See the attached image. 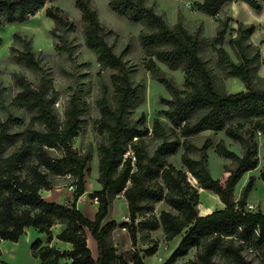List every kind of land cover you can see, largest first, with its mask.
Returning <instances> with one entry per match:
<instances>
[{"label": "trees", "instance_id": "16d2710c", "mask_svg": "<svg viewBox=\"0 0 264 264\" xmlns=\"http://www.w3.org/2000/svg\"><path fill=\"white\" fill-rule=\"evenodd\" d=\"M46 1L0 0V27L24 22L44 9V15L54 23L50 35L60 40L56 48L69 54L71 47L58 32L73 31L76 25L60 7H45ZM186 1L212 18L230 2L243 1L251 9L261 10L260 0ZM74 5L80 12L84 43L95 53L100 70H114L110 76L111 101L102 97L97 103L100 117L95 130L101 139L96 144V181L100 187L90 193L91 199L97 200V210L89 219L76 206L86 190L85 173L92 153L90 149L78 150L73 142L88 104L72 93L60 117L54 110L58 93L43 75L34 84L16 74L18 90L12 103L30 117L24 122L8 113L0 119V240L17 241L26 227H33L47 236L46 244L37 238L30 245L31 255L42 264H127L128 260L146 264L144 257L158 250L159 241L152 234L161 230L164 242L182 234L162 264H174L192 248L194 258L182 264H253L243 250L264 259V212L245 207L253 175L241 188L239 198H234V187L243 174L257 169L260 147L264 154V142H258L259 137L264 138V76L256 74L259 47L249 41L256 25L234 21L236 26L228 41L237 59L234 61L223 47L229 22L233 21L230 16L217 19L215 35L207 40L197 30L189 31L180 15L169 25L145 0H107L108 8L117 16L142 26L138 42L146 68L170 95L161 97L165 108L148 127L144 113L129 116L142 101V91L130 78V65L106 39L114 32L99 21L90 0H75ZM22 42V50L13 49L14 60L41 71L39 58L26 40ZM207 46L217 54V67L224 75L240 79L243 90L226 92L216 84L214 72L200 54ZM159 63L183 72V89L163 73ZM13 126L21 129L13 130ZM204 131L222 132L239 143L240 154L229 149L222 138L214 143L206 137L201 145L196 144L193 138ZM149 140L156 142L152 150ZM212 145L218 157L231 161L224 167L228 175L223 182L208 167L207 149ZM179 151L177 167L169 157ZM61 176L71 178V197L61 203L46 201L40 191L53 189L52 179ZM259 178L264 181V167L259 169ZM198 187L215 193L224 207L200 215ZM117 195L125 200L127 221L107 217ZM57 224L62 228L56 238L70 243L68 250L49 245ZM117 228L127 231L131 247L126 253L114 241ZM87 232L97 243L95 259L86 243ZM139 244L146 247L138 249Z\"/></svg>", "mask_w": 264, "mask_h": 264}, {"label": "rangeland", "instance_id": "374dc122", "mask_svg": "<svg viewBox=\"0 0 264 264\" xmlns=\"http://www.w3.org/2000/svg\"><path fill=\"white\" fill-rule=\"evenodd\" d=\"M148 5H151L158 13H160L165 21L169 25H173L177 16H181L182 24L191 32L198 31L201 37L209 40L216 32L218 21L217 19L224 18L225 16L232 17L234 13L235 4L233 2L226 3L222 6L220 12L216 18L205 15L192 8L190 1L186 0H145ZM75 0H47L45 7L55 5L63 9L69 18V20L75 23V29L73 31L58 32V35H62L64 40L71 47V53L59 51L56 48V44L59 43V37H52L49 30L54 26L51 19L44 15V9L37 12L34 16H31L28 20L21 23H11L10 26L5 24L0 27V36L2 38V44L0 48V119H4L8 113L17 115L27 122L30 115L23 109H19L12 103V98L17 92V87L14 83V77L16 74L25 76L27 80L36 84L40 75H43L49 85L54 88L58 95L57 100L54 104L55 112L61 117L63 113L64 105L70 94L76 93L81 99L87 104V111L83 116L81 129L78 136L74 139L73 145L78 150L83 151L90 149L92 153V159L88 163L89 171L85 173V194L98 189L99 184L96 182L98 176L97 170V151L96 144L101 139V136L96 132V122L100 117L98 108V101L105 97L111 101L113 94V87L110 81V76L114 73L113 69L100 70L99 65L96 61V55L94 52L89 50L83 39L80 21V12L74 5ZM91 5L95 8L99 21L107 28L114 32L113 35L106 37L109 44L112 45L114 52L119 54L122 59L126 60L130 65V78L131 80L140 85L142 91V101L133 107L129 113V116L136 118L139 114L144 113L145 124L151 127L152 120L154 117L159 116V112L165 108V105L161 104V97L169 98L168 91L153 78L151 70L146 68V59L142 48L138 42V34L142 29L140 24H133L127 20L117 16L107 6V0H90ZM237 3V2H235ZM249 17H253L259 24L256 25L258 29L257 36L251 44L258 46L263 43L264 40V8L261 7L260 11L246 9ZM239 12H236V15ZM229 22L225 38L223 41V47L227 49L230 57L237 61L234 52L228 44L230 37L233 34L232 28L236 26L235 19ZM10 27V28H9ZM16 34V35H15ZM9 38V39H8ZM23 40L28 42L31 50L39 58L42 70H33L27 68L14 60V55L17 50L23 49ZM218 47V46H217ZM259 47V46H258ZM252 54L253 51H250ZM201 56L206 60L209 67L215 74L216 84L224 89L226 92H236L238 89L237 80L230 76H226L216 65V52L210 47H205L201 52ZM259 59L262 70H264V55L259 50ZM163 73L171 78L174 84L183 89L184 74L180 69H169L165 65L159 63ZM258 72V71H257ZM256 72V74H257ZM262 74V73H261ZM258 76V75H257ZM263 77V76H259ZM238 79V78H237ZM239 81H241L239 79ZM243 85V83H242ZM13 130L21 129V127H12ZM223 136L222 132L213 133L206 131L193 138L196 144L201 145L206 137L212 138L215 143L219 138ZM263 141L262 137L258 138L259 144ZM155 141H148L149 149L155 145ZM180 151L169 157V160L177 167L180 166L179 161ZM208 155V167L211 174L223 182L227 176L224 172L225 161L217 159L215 152L213 151V145L207 149ZM230 162H228L229 164ZM227 164V165H228ZM259 166L254 171L257 173ZM54 184V190L65 189L70 190L71 178L68 176L54 177L52 179ZM193 183L195 181L193 180ZM200 203L198 205V212L206 213L211 210V207L206 203L209 202L207 191L198 187ZM250 201H246V206L252 205L253 210L262 208L264 211V195L261 194L259 188L253 192ZM85 195V196H86ZM219 201L216 196H211ZM259 199V201H258ZM79 202L82 203V201ZM92 201V200H91ZM160 204H156V208H159ZM245 206V207H246ZM94 207V206H92ZM126 207L125 200L122 196H116L110 206L108 218H114L118 221H127V212L124 210ZM159 241L158 250L154 255L144 257L146 264H162L166 260L168 249L170 245L168 242L162 241L161 230H157L152 234ZM182 235V234H181ZM180 235V236H181ZM177 239H179V237ZM114 241L118 245V248L126 253L130 249V241L128 238L127 231L122 228H117L114 232ZM22 248L23 258L25 260L33 259L29 254L27 256L26 244L19 246ZM146 246L141 244L138 245V249H142ZM195 249L192 248L188 254L184 257L178 258L174 264H182L187 259L194 258ZM243 254L246 258L250 259L253 264H264V259L259 254L254 255L249 251H244ZM6 258H8L5 255ZM218 258V257H217ZM164 259V260H163ZM220 262H223L220 259ZM226 264V263H225Z\"/></svg>", "mask_w": 264, "mask_h": 264}, {"label": "crops", "instance_id": "0c3cea01", "mask_svg": "<svg viewBox=\"0 0 264 264\" xmlns=\"http://www.w3.org/2000/svg\"><path fill=\"white\" fill-rule=\"evenodd\" d=\"M233 3L235 4V9H234L235 11H234V13H232L231 16L235 20L242 21L244 23H254V24H259L260 23L259 21H256V19H254L253 17H249V15L247 14V11H246V9L249 8V6L245 2L240 1V2H237V3H235V2H233ZM260 3H261V7L264 8V0H260ZM236 12H239V14L236 15ZM256 33H258V29H256L255 32L250 36V41L251 42H253V40L255 39V36H257ZM262 35L264 36V31H263ZM261 40H264V39L260 38L259 41H261ZM258 46H259L260 52L264 55V41H263V43L258 44ZM262 66L263 65L261 64V66H259V68L257 70L258 71L257 72L258 76H264V70L261 72L262 74L260 73V70H262ZM232 78L237 80L236 81L237 82V86H238L237 91L243 90L244 89V85H242V82L239 81V79H237L236 77H232ZM204 132H206V131H204ZM204 132H202V133H204ZM221 138L224 140L226 146L229 149L233 150L237 154H240L241 148H240L239 143L232 141L231 139H229L225 135H223ZM262 142H264V138H263ZM213 151H214V149H213ZM215 156H216V158L218 157L216 154H215ZM259 158H260V160H259V165L258 166H259V169H260V168L264 167V154H263V150H262L261 147L259 148ZM217 159L227 160V161H225L226 165L228 164V162H231L230 159L224 158V157H218ZM255 170L248 171V172L244 173L243 176L240 178V180L237 182V184L234 187V198L235 199L239 198L240 190L246 184V182L248 181L250 175L254 176V183H253V188L249 192L246 201H250L249 197H251L252 194H254L253 192L257 189V187L259 188L261 194L264 195V181L259 178V170H258L257 173L254 172ZM224 172H225V170H224ZM227 175H228V173H227ZM215 178H218V176H216ZM99 187H100V185H99ZM72 190H73V187H70V190H65V189H58L57 191H55L54 189L41 190L40 194L48 202H59V203H61L66 198L71 197ZM206 191H207V194H209V196H208L209 202H207L206 204L211 207V210L209 212H211L214 209H221V208L224 207V204L219 200L218 196H216L215 193H213L210 190H206ZM90 193H87L86 198H84L82 203H80L79 199H81V197L84 196V193H83L78 198V200L76 202V206H77V208L79 210H81V212L87 218L93 219L94 215L96 213L98 204L93 202V201H91ZM211 194H212V196H216L219 201H216L215 198L210 197ZM118 196L120 197L121 195H117V197ZM258 201H259V199H258ZM92 206H94V207H92ZM124 210L126 211V207L124 208ZM261 211L264 212L262 210V208H261ZM206 213H208V212H206ZM206 213H200V215H204ZM115 220L117 222H120L117 219H115ZM61 228H62V225H59V224L53 226V228H52V239L50 240L49 245L50 246H54V247H56V248H58L60 250H68V249H70L71 244L68 243V242H65V241L58 240L56 238V234L60 231ZM37 238L41 239L42 242L44 244H46L47 236H46L45 233H42L38 229L33 228V227H26L24 229V233L19 237V239L17 241L0 240L1 260L3 261V264H42L38 258H34L31 255V251H30L31 243ZM177 238H178V236L174 237L172 240L168 241V244L170 245V248L168 249V253H167L166 257H164V258H168V256L172 252V250L177 246V244H178V242L180 240V237H179V239H177ZM86 243H87L88 248L91 251L92 257L94 259L97 258V254H98V252H97V243L94 240V238L90 235L89 232H87V234H86ZM21 244H26V246H27V256H29V254H30L33 259L28 261V260H25L22 257L23 256L22 248L19 247ZM5 255L8 258H6ZM145 257H147V256H145ZM144 261H145V259H144ZM161 262L163 263V261H161ZM127 264H132V262L128 260Z\"/></svg>", "mask_w": 264, "mask_h": 264}, {"label": "built area", "instance_id": "2783aa9c", "mask_svg": "<svg viewBox=\"0 0 264 264\" xmlns=\"http://www.w3.org/2000/svg\"><path fill=\"white\" fill-rule=\"evenodd\" d=\"M68 177H69V176H68ZM70 187H73V186H70ZM91 200H92L93 202L97 203L96 198H93V199H91ZM246 209H247V210H253V206L248 204V205L246 206Z\"/></svg>", "mask_w": 264, "mask_h": 264}, {"label": "bare ground", "instance_id": "6f19581e", "mask_svg": "<svg viewBox=\"0 0 264 264\" xmlns=\"http://www.w3.org/2000/svg\"><path fill=\"white\" fill-rule=\"evenodd\" d=\"M230 3H231V2H230ZM205 15H206V14H205ZM207 16H208V15H207ZM26 22H27V21H26ZM10 24H11V23H9V24H7V25L10 26ZM9 28H10V27H9ZM8 39H9V38H8ZM0 46H1V45H0ZM0 50H2V48H0ZM241 82H242V81H241ZM85 195H86V194L84 193V196L81 197V200H80V201H82L84 198H86ZM206 195L208 196L209 194L206 193ZM94 250H95V249H94Z\"/></svg>", "mask_w": 264, "mask_h": 264}]
</instances>
